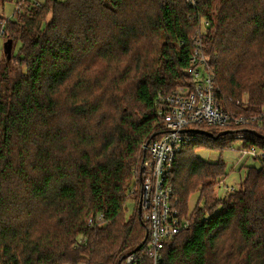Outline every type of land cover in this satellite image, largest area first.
<instances>
[{
	"label": "trees",
	"instance_id": "trees-1",
	"mask_svg": "<svg viewBox=\"0 0 264 264\" xmlns=\"http://www.w3.org/2000/svg\"><path fill=\"white\" fill-rule=\"evenodd\" d=\"M12 1L14 16L0 15V27L7 40L21 41L10 60L22 70L0 66V264H123L133 252L137 264H153L139 189L130 190L134 178L140 188L144 145L165 131L157 96L191 82L186 69L200 28L223 110L263 114L264 0L0 5ZM22 2L31 3L25 14ZM204 19L211 26L203 30ZM203 130L229 133L212 138ZM190 131L167 180L189 228L166 240L160 264H264V158L216 197L225 161L196 154L229 150L238 139L264 149V118ZM99 214L105 224H91Z\"/></svg>",
	"mask_w": 264,
	"mask_h": 264
},
{
	"label": "built area",
	"instance_id": "built-area-1",
	"mask_svg": "<svg viewBox=\"0 0 264 264\" xmlns=\"http://www.w3.org/2000/svg\"><path fill=\"white\" fill-rule=\"evenodd\" d=\"M198 3L199 0H190L194 7ZM35 4L40 6V2ZM203 22H206L205 27L210 25L209 21ZM1 36H5L3 27L0 30V45ZM193 42L195 51L190 55V65L186 69L191 82L178 86L168 95L157 96L156 105L163 117L165 131L158 140L144 145L149 158L139 169L140 188L135 180L130 190V193L135 194L139 189L140 211L149 228L148 254L153 264H160L166 240L189 228V220L176 207L178 198L173 197V186L167 180L172 172L175 155L182 151L191 138L190 129L200 123L220 127H228L230 124L257 125L264 118V113L247 117L223 110L216 95V70L209 65L208 56L203 53L201 38L197 36ZM241 154L243 157L264 158V149L243 145ZM95 221L104 225L105 215L99 214L90 219L91 224ZM126 257L125 264H137L139 259L135 252Z\"/></svg>",
	"mask_w": 264,
	"mask_h": 264
},
{
	"label": "rangeland",
	"instance_id": "rangeland-1",
	"mask_svg": "<svg viewBox=\"0 0 264 264\" xmlns=\"http://www.w3.org/2000/svg\"><path fill=\"white\" fill-rule=\"evenodd\" d=\"M33 1L35 3L38 2L36 0H33ZM39 1H43V0H39ZM188 2H190V0H188ZM219 2H220V0H216L215 7L218 6ZM30 4L31 3H29V2L28 3L22 2V4L19 5L20 7H18V13L19 14H25L26 11L30 9L29 8L31 6ZM16 9H17V5L15 4L14 1L7 2L5 4H1L0 5V15L3 17H6V18H12L14 16ZM215 9L216 8H214L213 11H215ZM207 19H204L201 22V27L203 30L205 28H207L204 26L206 22L205 23L203 22V21H207ZM210 26H211V24H210ZM217 28H218L217 25L214 24L213 30L211 33L215 34L217 31ZM0 30H1V27H0ZM200 31H201L200 28L197 29V35L194 37V39L197 36L200 37ZM6 41H7L6 37L1 36L0 66L5 67L6 65H9V67L12 69V75H14V74L19 73V71L22 70V68L20 69L19 64L17 62H12L11 60L8 59L7 48H5ZM20 46H21L20 40L19 41H13V43L11 44L12 53H18L19 49L21 48ZM242 144H243V140L238 139V140L232 142V145L229 148V150L228 149L222 150L219 147H215V148L205 147V148H201L200 150H198L196 152V154L199 155L200 157H203L206 160H209L212 162H215L219 158H223L225 161V168L228 172V176L225 177V180L216 189V197H218V196L223 197V196L230 194L231 191H233V189H236L240 186L241 181L244 179V177L247 173L248 167L249 166L258 167V165L260 164L259 160H255L254 158H250V157L248 158L245 156L243 157V154H241V148L243 146ZM133 168H135V166H133ZM133 180L135 182L136 179L134 178ZM132 186H134V185H132ZM198 199H199L198 193H193L190 196L189 207L191 210L195 207ZM135 204H136V200L134 199V195H132L129 198V201L127 203L129 211H131L132 208H134ZM126 258L127 257H125V260H126ZM123 264H125V263H123Z\"/></svg>",
	"mask_w": 264,
	"mask_h": 264
},
{
	"label": "water",
	"instance_id": "water-1",
	"mask_svg": "<svg viewBox=\"0 0 264 264\" xmlns=\"http://www.w3.org/2000/svg\"><path fill=\"white\" fill-rule=\"evenodd\" d=\"M11 44H12V41L11 40H7L6 41V46H5V48H7V56H8V59L10 60V57H11V55H12V48H11ZM202 133H205V134H207L209 137H212V138H215V137H219V136H221V135H226V134H228L229 132H227V131H225V132H221V133H219V134H217V135H213V133H211V132H209V131H205V130H203L202 131ZM264 137V136H263ZM129 254H131V253H129ZM127 256V255H126ZM125 256V257H126ZM122 261H120V263H121ZM119 263V264H120Z\"/></svg>",
	"mask_w": 264,
	"mask_h": 264
}]
</instances>
